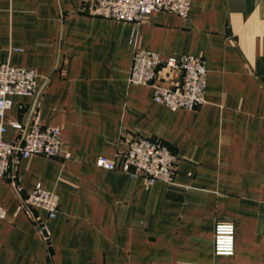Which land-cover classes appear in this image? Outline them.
I'll use <instances>...</instances> for the list:
<instances>
[{"label": "crops", "instance_id": "crops-1", "mask_svg": "<svg viewBox=\"0 0 264 264\" xmlns=\"http://www.w3.org/2000/svg\"><path fill=\"white\" fill-rule=\"evenodd\" d=\"M91 1L0 0V62L38 75L11 97L4 139L37 121L63 141L58 158L14 157L18 183L0 177V264H264V0H192L187 17L138 24L92 17ZM136 50L203 58L206 104L171 111L131 84ZM160 78L174 88L182 73ZM140 137L177 155L173 184L97 167ZM38 184L59 197L55 219L34 211L47 235L21 208ZM226 222L232 257L214 253Z\"/></svg>", "mask_w": 264, "mask_h": 264}, {"label": "built area", "instance_id": "built-area-1", "mask_svg": "<svg viewBox=\"0 0 264 264\" xmlns=\"http://www.w3.org/2000/svg\"><path fill=\"white\" fill-rule=\"evenodd\" d=\"M192 0H93L89 3V15L105 20L124 23H141L156 12L173 13L187 17ZM180 71L182 81L174 88L160 82L163 73ZM206 61L198 56L186 55L181 58H163L150 51L136 50L133 55L129 81L134 85L152 86L154 100L171 111H195L206 104L207 89ZM38 75L35 70L21 68L0 62V177L18 183L12 172V159L32 156L58 158L61 156L63 141L58 127H42L37 121L29 126L10 123L19 130V142L4 139L7 126L4 124L6 112L12 107L11 97L32 96L37 87ZM177 155L163 142L156 139L137 138L132 141L126 153L115 158L101 157L97 167L107 171H120L131 178L143 177L148 184L157 182L173 184L177 166ZM22 192V187H18ZM22 210L37 221L44 235L47 226L35 218L34 211L41 210L53 220L59 211V197L38 184L33 191L22 198ZM7 216L6 209L0 206V221ZM48 237H46L47 239ZM214 253L217 256L232 257L235 254V225L218 223L214 233Z\"/></svg>", "mask_w": 264, "mask_h": 264}]
</instances>
